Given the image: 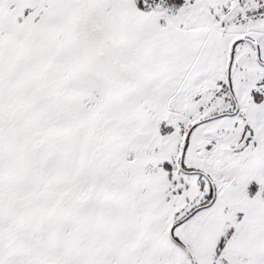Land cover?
<instances>
[{"label":"snow or ice","instance_id":"6c2138e0","mask_svg":"<svg viewBox=\"0 0 264 264\" xmlns=\"http://www.w3.org/2000/svg\"><path fill=\"white\" fill-rule=\"evenodd\" d=\"M0 264H264V0H0Z\"/></svg>","mask_w":264,"mask_h":264}]
</instances>
